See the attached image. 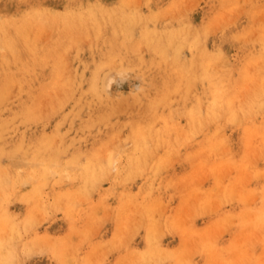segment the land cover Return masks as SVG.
I'll return each mask as SVG.
<instances>
[{
  "label": "rangeland",
  "instance_id": "374dc122",
  "mask_svg": "<svg viewBox=\"0 0 264 264\" xmlns=\"http://www.w3.org/2000/svg\"><path fill=\"white\" fill-rule=\"evenodd\" d=\"M0 264H264V0H0Z\"/></svg>",
  "mask_w": 264,
  "mask_h": 264
},
{
  "label": "bare ground",
  "instance_id": "6f19581e",
  "mask_svg": "<svg viewBox=\"0 0 264 264\" xmlns=\"http://www.w3.org/2000/svg\"><path fill=\"white\" fill-rule=\"evenodd\" d=\"M137 1V0H136ZM130 4V3H129ZM136 4V3H135ZM138 4V3H137ZM105 6V5H104ZM138 7V6H137ZM109 8V7H108ZM51 9V8H50ZM140 10V9H139ZM136 11V10H135ZM98 14V13H97ZM135 15H137V14H135ZM162 16V15H161ZM168 16V15H167ZM141 18V17H140ZM45 23V22H44ZM106 23V22H105ZM135 23V22H134ZM101 24V23H100ZM83 25V24H82ZM190 26V25H189ZM182 27V26H181ZM135 29V28H134ZM167 30V29H166ZM186 30V29H185ZM185 30H184V32L183 33H185ZM191 30V29H190ZM189 30V31H190ZM194 30V29H193ZM102 31V30H101ZM119 32V31H118ZM132 32V31H131ZM181 32V31H180ZM120 33V32H119ZM118 33V34H119ZM156 33V32H155ZM161 33H162V31H161ZM173 33V32H172ZM190 33V32H189ZM132 34V33H131ZM191 34V33H190ZM108 35V34H107ZM180 35H182V34H180ZM192 35V34H191ZM187 36V35H186ZM116 37H117V35H116ZM118 37H119V35H118ZM102 38V37H101ZM155 38H156V36H155ZM189 38V37H188ZM199 40V39H198ZM119 41V40H118ZM142 43V42H141ZM186 44V43H185ZM182 45V44H181ZM192 45V44H191ZM141 46H143V45H141ZM144 47V46H143ZM180 47V46H179ZM167 49V48H166ZM180 49V48H179ZM183 50V49H182ZM165 51H167V50H165ZM181 51V50H180ZM184 51V50H183ZM199 51V50H198ZM168 52V51H167ZM35 53V52H34ZM40 53V52H39ZM177 53V52H176ZM161 54V53H160ZM167 55V54H166ZM116 56V55H115ZM179 57H180V55H178ZM3 57V56H2ZM194 57V56H193ZM225 57V56H224ZM114 58V57H113ZM147 58V57H146ZM167 58V57H166ZM169 58V57H168ZM195 58V57H194ZM220 58V57H219ZM165 59V58H164ZM95 60V59H94ZM116 60V59H115ZM126 60V59H125ZM166 60H168V59H166ZM121 61V60H120ZM188 61V60H187ZM108 62V61H107ZM102 63V62H101ZM110 63V62H109ZM115 63V62H114ZM161 63V62H160ZM166 63V62H165ZM170 63V62H169ZM182 63V62H181ZM188 63V62H187ZM106 64V63H105ZM111 64V63H110ZM106 65H108V64H106ZM113 65V64H112ZM161 65V64H160ZM194 65V64H193ZM88 66H89V64H88ZM101 66V65H100ZM105 66V65H104ZM110 66L111 65H109V68H110ZM116 66V65H115ZM183 66V65H182ZM114 67V66H113ZM113 67H111V68H113ZM125 67V66H124ZM171 67V66H170ZM89 68H90V66H89ZM103 68V67H102ZM125 68H127V67H125ZM136 68V67H135ZM167 68V67H166ZM172 68V67H171ZM188 68V67H187ZM132 69V68H131ZM170 69V68H169ZM189 69V68H188ZM100 70V69H99ZM167 70V69H166ZM186 70V69H185ZM206 70V69H205ZM96 71V70H95ZM109 71V70H108ZM123 71V70H122ZM178 71H180V68H179V70ZM187 71V70H186ZM144 71H142V73H143ZM207 72V71H206ZM97 74V73H96ZM100 74V73H99ZM110 74V73H109ZM111 74H112V72H111ZM140 74V73H139ZM208 74V73H207ZM95 75V74H94ZM121 75V74H120ZM141 75V74H140ZM139 75V76H140ZM142 76V75H141ZM136 77H137V75H136ZM146 77V76H145ZM94 78V77H93ZM138 78V77H137ZM144 78V77H143ZM188 78V77H187ZM205 78V77H204ZM208 78V77H207ZM145 79V78H144ZM195 79V78H194ZM95 80V79H94ZM203 80V79H202ZM96 82V81H95ZM94 82V83H95ZM146 82V81H145ZM148 84V83H147ZM146 86V85H145ZM149 86V85H148ZM107 88V87H106ZM140 88V87H139ZM142 88V87H141ZM89 91V90H88ZM137 91V90H136ZM87 93V92H86ZM137 93H138V91H137ZM127 96H129V95H127ZM82 97V96H81ZM142 97V96H141ZM131 98V97H130ZM82 100V99H81ZM129 100V99H128ZM114 101H115V99H114ZM77 104V103H76ZM121 108V107H120ZM122 109V108H121ZM126 110V109H125ZM122 111H124V110H122ZM121 111V112H122ZM120 135V134H119ZM125 147V146H124Z\"/></svg>",
  "mask_w": 264,
  "mask_h": 264
}]
</instances>
